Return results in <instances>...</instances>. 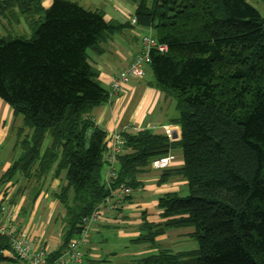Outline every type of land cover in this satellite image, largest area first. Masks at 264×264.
<instances>
[{
	"label": "trees",
	"instance_id": "trees-1",
	"mask_svg": "<svg viewBox=\"0 0 264 264\" xmlns=\"http://www.w3.org/2000/svg\"><path fill=\"white\" fill-rule=\"evenodd\" d=\"M43 1L0 0L1 14L24 17L32 32L31 39L0 36V99L23 118L18 133L30 132L21 142V157L0 177V190L22 177L33 186L30 201H35L48 177L63 180L51 193L63 208L61 242L47 261L55 263L66 252L83 219L112 190L120 185L139 190L152 161L181 150L182 167L164 171L158 184L183 179L188 196L163 195L158 202L163 222L143 216L140 235L130 240L154 253L123 262L85 256V264H264V16L259 10L249 0H129L137 6V26L167 47L166 53L151 52L149 69L154 87L176 104L177 117L170 123L180 127L181 140L171 142L152 130L123 133L117 178L107 182V134L86 116L107 103L110 92L88 53H101L126 26L70 0H54L47 10ZM172 228H193L188 236L198 249L161 248L158 239ZM12 235L0 234V264L21 263L11 252Z\"/></svg>",
	"mask_w": 264,
	"mask_h": 264
},
{
	"label": "crops",
	"instance_id": "crops-1",
	"mask_svg": "<svg viewBox=\"0 0 264 264\" xmlns=\"http://www.w3.org/2000/svg\"><path fill=\"white\" fill-rule=\"evenodd\" d=\"M53 1L44 0L42 2L43 9H49ZM70 1L78 3L86 10L102 12L107 22H116L126 26L122 31L113 34L103 44L101 53L94 51H89L88 53L90 63L98 72L100 84L110 92V99L107 103L95 108L86 117L90 118L96 126L103 130L107 134V138H111L114 134L122 135L123 133H138L143 130H152L168 136L171 142L180 141V127L170 123L171 119L177 117L176 104L173 100L165 98L154 87V79L149 68L143 79L133 80L125 85L123 91L119 94L111 93L113 79L120 76L130 66L132 60L141 50L140 39L146 31L130 23L136 14L137 6L131 4L129 0ZM4 17L7 22L4 24L2 21L1 23L9 34L13 32L14 25L20 26L22 23L20 17L15 13H9L7 17ZM0 108H4L1 102ZM4 110L6 121L0 124V177L9 170L14 161L21 157L23 150L21 142L23 137L30 133L26 130L23 136L20 135L18 130L24 126L23 118L21 116L15 117L13 111H10L8 108H4ZM0 112L2 113L1 110ZM11 133L13 134L12 146L8 150V155L4 157L2 154L5 150L3 144L10 137ZM171 154L175 156V160L168 168L162 170L154 169L151 165L140 176L143 187L133 192L132 196L123 202L122 217L114 215L104 224L95 226L90 241L84 246L85 256L93 260L107 259L112 262H123L124 260L132 259L128 257L129 255L137 257L143 252L129 250L130 247H143L131 245L129 241L140 235L139 229L143 222V216L150 223L163 222L161 211L158 209L159 199L168 193L180 194L187 187L186 181L180 178L158 184L164 171L175 170L183 165L181 150H174ZM106 166L103 171L105 180L108 171V166ZM50 180V177L45 180L42 193L35 201L32 200L33 202L30 201L31 197L27 193V190L33 186L29 185L22 177L18 179L17 183L10 182L2 188L10 186L8 189L10 192V206L16 217L12 232L21 231L30 238H41L46 243L49 253L53 251L51 250V245H54V248L60 246L61 231L57 233L51 232L49 229L50 222H41L44 215L41 214L39 216V213L40 211L49 210L55 205H49L45 201L48 194L50 195L48 193L49 186L55 189L63 184L59 180ZM48 181L50 183L46 185ZM20 188L25 189V195H20L16 200L17 203H14V198ZM52 202L55 203L56 201L53 199ZM51 216L52 213L49 212L46 218L49 219ZM113 236L125 243V250L121 251V253L113 251L112 248L107 250L101 249V246L108 245L109 239ZM164 237L166 236L162 238ZM160 239H158L159 242L161 241ZM145 249H147V246L143 248V250Z\"/></svg>",
	"mask_w": 264,
	"mask_h": 264
},
{
	"label": "built area",
	"instance_id": "built-area-1",
	"mask_svg": "<svg viewBox=\"0 0 264 264\" xmlns=\"http://www.w3.org/2000/svg\"><path fill=\"white\" fill-rule=\"evenodd\" d=\"M130 23L138 27L135 16ZM140 41L141 50L132 60L130 66L120 76L113 79L111 93L119 94L123 91L125 85L133 80H141L146 76L152 51L167 52V47L159 44L151 31H146L141 36ZM105 144L107 147L105 159L108 166L106 181L109 182L117 178L118 156L124 152L125 138L121 134H114L111 138H106ZM174 160L175 156L169 154L152 161L151 165L154 169H166ZM9 188L10 186H7V188L0 190V234L3 236L13 234L11 252L22 264H85L83 248L90 240L95 226L106 222L114 215L122 217L123 202L133 193V190L126 185H120L112 190L110 197L101 203L91 215L83 219V228L80 235L69 243L66 252L55 263H49L47 261L49 251L44 240L39 237L30 238L21 231L12 232L16 217L10 206ZM1 253L6 252L2 251Z\"/></svg>",
	"mask_w": 264,
	"mask_h": 264
},
{
	"label": "rangeland",
	"instance_id": "rangeland-1",
	"mask_svg": "<svg viewBox=\"0 0 264 264\" xmlns=\"http://www.w3.org/2000/svg\"><path fill=\"white\" fill-rule=\"evenodd\" d=\"M249 3L252 6H254L256 9H258L259 12L262 14V16H264V4L261 1L249 0ZM20 19L22 20V23L20 24V26L14 25L13 26V32L9 34L7 29L4 28L2 23H1L3 21L5 24L7 22L6 18L0 12V36H4V37H6L8 35H12L13 37H22L23 36V37H27L28 39H31L32 38V32L29 29V27L25 21V18L20 17ZM0 102L4 106V108L10 109V111L12 110V108L7 103H5L3 100L0 99ZM4 108H0V110L2 111V113L0 112V114H1L0 117L2 118V119L0 118V124L2 122L4 123L6 121V113H5ZM12 136H13V134L11 133L10 137H8V139L3 144L5 147L4 152H2L4 157H6L8 155V153H9L8 150H9L10 146H12ZM47 144H49V141L47 142ZM160 170H162V169H160ZM50 181H48L46 183V185L49 184ZM60 188H61V186H58L55 189H53L52 186L51 187L49 186V192L48 193H50V195L48 194V197L45 198V201L49 205L50 204H55V205L54 206L52 205L53 207L51 209L44 210V212L40 211V213H39V216L41 214L44 215V217H42V219H41L42 220L41 222L49 221L50 222L49 223V225H50L49 229L51 230V232L54 231L55 233H57L58 231H61V218L63 215V208L59 205V203L52 202L53 198L51 196L52 195L51 193L59 191ZM20 189H22V190L15 196L14 201H13L14 203H17L16 200L20 195H25V192H26L25 189L24 190H23V188H20ZM27 193H28L29 197L32 195L31 187L27 190ZM45 193H47V191H45ZM188 194H189V191H188L187 187L183 190V192L180 193L181 197L188 196ZM49 212L52 213V216H51V218L48 219V218H46V215H48ZM193 230H194L193 228H172L171 230L168 231L167 235H165L166 237H164V238L160 237L161 239L159 238L161 240L160 242L158 241L160 244V247L163 249H169V251H172L173 253L197 250L198 249V242L188 236V233L193 232ZM118 240L119 239L114 238V236L111 237L109 239L108 245L101 246V249L107 250V249L112 248L113 251H115L117 253H121V251L125 250L126 246H125L124 242H122L120 240L118 241ZM145 246H147V245H143V247H130L129 250L138 251V252L143 251L140 255L137 256V257H140L138 259H141V257H145V256L149 255L150 253H154L153 251L148 250L149 249L148 246H147V249L143 250V248H145ZM50 247H51V250H53V251H55L57 249V248H54L55 247L54 245H51ZM149 251H151V252H149ZM128 257L133 258L134 256L129 255ZM119 261H123V260H119ZM1 264H3V263H1Z\"/></svg>",
	"mask_w": 264,
	"mask_h": 264
},
{
	"label": "water",
	"instance_id": "water-1",
	"mask_svg": "<svg viewBox=\"0 0 264 264\" xmlns=\"http://www.w3.org/2000/svg\"><path fill=\"white\" fill-rule=\"evenodd\" d=\"M86 148H87V149L89 148V145H88V144L86 145Z\"/></svg>",
	"mask_w": 264,
	"mask_h": 264
}]
</instances>
